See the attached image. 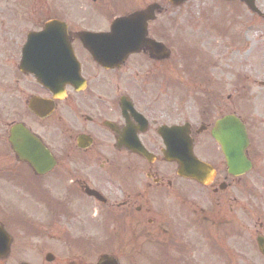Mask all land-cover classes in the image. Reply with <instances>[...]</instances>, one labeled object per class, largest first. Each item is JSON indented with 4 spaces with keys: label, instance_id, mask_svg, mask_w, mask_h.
I'll return each mask as SVG.
<instances>
[{
    "label": "flooded vegetation",
    "instance_id": "1",
    "mask_svg": "<svg viewBox=\"0 0 264 264\" xmlns=\"http://www.w3.org/2000/svg\"><path fill=\"white\" fill-rule=\"evenodd\" d=\"M159 4L147 39L162 46L142 42L122 61L103 63L69 32L72 58L59 84L51 44L34 43L38 58L26 51L24 68L21 62L27 34L63 13L0 0V227L22 232L25 216L36 212L37 239L51 235L66 248L126 251V264H156L157 255L182 264L192 253L199 264L206 253L217 264H251L250 247H264V114L243 74L229 88L214 74L212 38L196 40L194 97L171 99L185 54L172 49L166 24L156 25L166 14ZM9 17L31 30L20 35L12 25L16 36L5 38ZM107 53L117 56L115 49ZM227 119L238 121L247 139L239 173L217 142ZM14 129L18 140L47 149L54 160L49 171L37 174L14 151ZM185 139L200 162L196 180L179 175L177 163L164 157Z\"/></svg>",
    "mask_w": 264,
    "mask_h": 264
},
{
    "label": "rangeland",
    "instance_id": "2",
    "mask_svg": "<svg viewBox=\"0 0 264 264\" xmlns=\"http://www.w3.org/2000/svg\"><path fill=\"white\" fill-rule=\"evenodd\" d=\"M155 1L7 0V3L22 2L26 7L24 9H28V11L36 6H40L43 12L49 11V8L56 9L58 14L63 13L62 18L68 23L69 31L73 33L79 30L90 32L105 31L113 17L131 12L135 8H144ZM158 2L166 8V14L158 18L156 25L166 24L168 28L165 29V33L170 38L169 43L172 49L180 50L184 46L195 49L197 38H212V46H214L212 49L213 60L217 56V71L215 70L214 74L219 80L224 81L225 88L235 84L238 72L243 74L247 78V83L250 84L251 98H256L255 107L264 114V19L251 14L243 4L237 1L222 3L214 0H188L180 6H170L166 0H158ZM256 6L264 13V0H256ZM6 7L9 8L8 6ZM7 8L5 9V14L8 13ZM60 18L59 16L58 19ZM24 23L25 20L20 22L11 17L5 18V38H14L16 36L15 31L10 32L9 27L12 25L19 27L20 35L31 30L32 25L28 22ZM183 65L184 62L181 60L179 72L175 74L174 78L175 88L172 87L170 90L171 99H182L183 97L191 99L194 97L195 69L191 68L188 72L185 71L183 73ZM178 66V64L174 66V70ZM221 71L224 74L226 71L229 75L227 80L220 75ZM225 82H228L227 85ZM27 216L32 220L33 226L38 227L40 225L39 219H36V212H31ZM44 222L45 219L42 223ZM20 232L19 230H13L10 254L5 260L1 261V264H21L22 262L30 264H62L65 260H82L84 264H96L102 255L113 256L120 264H126L125 262L130 259L126 251L121 253V251L111 249L78 250L71 247L66 248L60 243L51 241V235L45 236L41 234L37 239L35 235H27ZM74 235H72V238ZM62 237L67 238L68 235ZM47 253L54 256L52 263L44 261V256ZM247 253L250 256V262L262 263L260 258L255 256L252 247ZM154 259L156 264L166 263L162 255H157ZM185 260L191 261V264H199L197 255L195 256L193 253L192 257H185L182 264ZM185 264L187 263L185 262ZM201 264H215V262L206 253V256L202 258Z\"/></svg>",
    "mask_w": 264,
    "mask_h": 264
},
{
    "label": "water",
    "instance_id": "3",
    "mask_svg": "<svg viewBox=\"0 0 264 264\" xmlns=\"http://www.w3.org/2000/svg\"><path fill=\"white\" fill-rule=\"evenodd\" d=\"M172 4H179L186 0H169ZM246 3V5L250 8L251 11L257 12L261 15L255 8L254 1L255 0H241ZM155 6H151L148 9L146 14L138 13L131 15L127 18L117 19L112 25L109 33H79V38H84V42H87V47L93 51V48H90L89 43L94 47V51L97 54L98 48L95 45L100 44V41L106 42L109 38H115L112 41L115 42L117 48L118 56L125 52H131L133 47L135 46L134 38H145L146 35V21L148 19L153 18V10ZM262 16V15H261ZM57 38V40L53 43H57L58 45V62L61 63V56L59 51H61V46L64 44L66 38V27L64 24L54 21L45 25V29L40 33L29 34L28 38ZM34 41V40H33ZM37 41V40H36ZM107 43V42H106ZM107 49V48H106ZM103 50V48L101 49ZM106 52V51H105ZM100 59L103 61H110V57L108 53L100 54ZM226 121L221 122L220 126L225 125L223 130L220 132L219 137L217 138L218 142L221 144L223 151L228 158V162L231 166H236L241 161V155L243 148L245 146V137L239 127L237 121ZM223 124V125H222ZM14 148L19 152L20 155L25 157V154L28 155L26 151H24L14 140H12ZM228 148V150H227ZM23 152H25L23 154ZM34 155V160H32L33 165L36 170L42 172L46 168L47 163H51V161H47L48 155L44 152L42 147L36 146V151L32 153ZM168 159L177 161L179 164V172L182 175L187 177L195 178L194 168H192L194 164V158L191 154L190 150L185 151L184 153H168L166 155ZM9 240L4 239L3 235L0 233V256L6 255L9 249ZM47 260L50 261L51 258L47 256ZM104 264H115L110 261Z\"/></svg>",
    "mask_w": 264,
    "mask_h": 264
}]
</instances>
